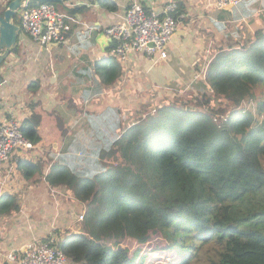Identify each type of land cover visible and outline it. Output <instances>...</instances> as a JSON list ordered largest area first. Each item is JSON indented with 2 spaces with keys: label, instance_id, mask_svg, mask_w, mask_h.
<instances>
[{
  "label": "trees",
  "instance_id": "16d2710c",
  "mask_svg": "<svg viewBox=\"0 0 264 264\" xmlns=\"http://www.w3.org/2000/svg\"><path fill=\"white\" fill-rule=\"evenodd\" d=\"M249 1L228 12L237 24L232 31L214 23L226 33L206 59L204 82L165 97L155 90L144 111L119 117L118 130L109 128L110 138L100 132L85 156L49 158L47 185L84 206L81 232L58 244L72 264H193L204 254H215L214 264H264V100L253 110L246 105L256 89L264 92V17L248 32L241 20L250 16ZM97 3L117 8L112 0ZM61 4L72 17L85 9ZM14 21L21 32L19 14ZM95 71L109 88L122 74L109 56ZM38 121L31 115L21 123L34 145ZM110 150L120 159L111 162ZM41 166L29 165L25 175ZM11 205L1 199L0 213Z\"/></svg>",
  "mask_w": 264,
  "mask_h": 264
},
{
  "label": "crops",
  "instance_id": "0c3cea01",
  "mask_svg": "<svg viewBox=\"0 0 264 264\" xmlns=\"http://www.w3.org/2000/svg\"><path fill=\"white\" fill-rule=\"evenodd\" d=\"M7 1L0 0V6L4 7ZM112 1L117 6L114 11L101 8L97 2L73 0V4L81 6L85 2V9L77 14L80 24L74 26L66 44L41 46L21 31L16 41L17 50L0 67V120L12 113L22 123L31 115H37L36 130L41 138L32 150L19 152L0 168V200L12 204L7 212L0 213V264H16L8 262L6 255L9 252L21 254L33 240L44 241L54 236L59 244L81 232L78 219L83 216L84 206L47 185L49 158L55 159L68 151L85 156L97 143L100 132L110 138L107 130L120 127V121L119 124L114 121L119 117L128 118L127 89L143 93L157 83L183 85L187 74L180 72V68L191 67L184 60L186 53L195 56L197 47L208 41L222 44L225 31L216 32L214 23L227 29L236 21L229 13L237 6L217 9L213 0H140L145 7L153 2L156 10L174 1L184 18L167 47V59L146 71L151 63L140 57L141 60L131 64L129 79L122 80L120 74L109 88L102 85L95 71L96 62L109 55L101 51L95 39L102 29L122 21L131 0ZM248 3L250 16H242L241 21L251 32L262 27L264 0ZM222 11L225 12L223 19L219 17ZM240 12L238 9L237 13ZM86 26L97 28L90 39H85L89 32ZM112 110L119 111L117 118L110 115ZM109 115L113 122H107ZM37 164L42 165L40 169L26 176L29 165Z\"/></svg>",
  "mask_w": 264,
  "mask_h": 264
},
{
  "label": "built area",
  "instance_id": "2783aa9c",
  "mask_svg": "<svg viewBox=\"0 0 264 264\" xmlns=\"http://www.w3.org/2000/svg\"><path fill=\"white\" fill-rule=\"evenodd\" d=\"M213 2L215 8L223 10L236 7L240 0H213ZM74 5L81 6L79 3ZM19 18L22 31L31 41L41 46L66 44L74 26L80 24L76 17L58 12L55 4L50 2L22 8L19 11ZM183 18L184 15L174 1L167 2L160 10H156L153 2L145 7L140 0H131L125 8L122 21L102 29L105 37L110 40L106 52L109 57L119 62L122 80L128 78L131 64L141 60L140 57L151 63L146 71L157 62L167 59V47ZM85 28L89 30L85 39H90L97 31L93 26ZM205 66L206 64L197 70L193 77L194 83L204 82ZM190 88L187 86L180 90L176 86L170 87V90L184 93ZM194 101L199 102L196 98ZM202 108L204 111L207 110L204 106ZM219 118L224 120L223 116ZM33 147L34 144L24 137L21 123L12 113L0 120V168L14 155L21 151H30ZM82 219L81 215L78 221ZM6 260L16 264H66L67 262L54 236L45 241H31L21 254L9 252Z\"/></svg>",
  "mask_w": 264,
  "mask_h": 264
},
{
  "label": "rangeland",
  "instance_id": "374dc122",
  "mask_svg": "<svg viewBox=\"0 0 264 264\" xmlns=\"http://www.w3.org/2000/svg\"><path fill=\"white\" fill-rule=\"evenodd\" d=\"M56 4H57V5H55L56 10L58 12L64 13V12L61 11V8H63V4H61V3H56ZM236 25H237L236 23L231 24L230 30L232 31L233 29H235ZM224 33H226V32H224ZM216 48H217V44H216L215 41L214 42L208 41V42H205L203 44L201 43L197 47V51L198 52L195 54V56L193 55L194 53H189V52L186 53L185 52L186 56H185L184 60H186L187 63H190L191 67L180 68V72H183V73L187 74L186 75L187 77L185 79V83L183 85H181L182 83L180 85H178L177 89L183 90L187 86L192 87L193 85H195V83L193 82L194 75L198 72L197 70H198L199 67H201L200 66L201 64L202 65L207 64L208 61H206V59L208 58V55L211 52H212V55H213L216 52ZM177 83L178 82H176L175 85ZM122 84H125V83H122ZM128 86H130V85L128 84ZM145 87H146V85H145ZM170 87H173V85L171 83H157V85L154 86V88H151L149 90L146 89L143 93L142 92L133 93V90H131V88L127 89V92L129 93V96L125 97V99L128 100L127 106L129 108L127 109L126 114L128 115V113H129V114L132 115V114H134L136 112L144 111L143 105L146 103L147 98L153 95L152 91L154 92L155 90H157L158 92H160L159 96H161V97L170 96L171 93H172V91L170 90ZM153 89H155V90H153ZM192 91H194V88L191 90V92ZM165 94H168V95H165ZM254 94H255V99H253L252 101L246 103L248 108L252 109V110L256 106V101L264 100V92H263V90L261 88L256 89L254 91ZM185 98H188V97H185ZM193 98H194V96L191 97V99H193ZM198 104H199V107L201 109H203L202 106L205 107L204 109L208 108L205 105H200L199 102H198ZM220 116H223V115H220ZM115 123L119 124V120L115 121ZM81 156H83V155H81ZM108 159L111 162H114V161L119 160L120 157H119V154L116 151L110 150L108 152ZM216 261H217V259H216L215 254L212 255V256L204 254L198 260H195L193 264H214ZM66 264H72V263L67 260Z\"/></svg>",
  "mask_w": 264,
  "mask_h": 264
},
{
  "label": "water",
  "instance_id": "95a60500",
  "mask_svg": "<svg viewBox=\"0 0 264 264\" xmlns=\"http://www.w3.org/2000/svg\"><path fill=\"white\" fill-rule=\"evenodd\" d=\"M70 0H11L3 15L0 17V67L7 57L14 51L16 41L20 33V27L14 21L15 16L19 14L22 8L30 5L41 3H63ZM73 1V0H71ZM88 3H96L97 0H84ZM95 41L99 45L102 52H105L110 40L105 37L103 32H99ZM2 77L0 76V84Z\"/></svg>",
  "mask_w": 264,
  "mask_h": 264
}]
</instances>
